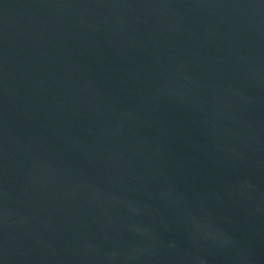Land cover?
<instances>
[{"label": "water", "instance_id": "water-1", "mask_svg": "<svg viewBox=\"0 0 264 264\" xmlns=\"http://www.w3.org/2000/svg\"><path fill=\"white\" fill-rule=\"evenodd\" d=\"M0 264H264V0H0Z\"/></svg>", "mask_w": 264, "mask_h": 264}]
</instances>
